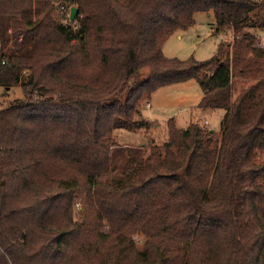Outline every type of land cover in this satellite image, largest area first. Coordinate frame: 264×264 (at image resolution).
Masks as SVG:
<instances>
[{"label":"trees","instance_id":"obj_1","mask_svg":"<svg viewBox=\"0 0 264 264\" xmlns=\"http://www.w3.org/2000/svg\"><path fill=\"white\" fill-rule=\"evenodd\" d=\"M198 12L232 41L166 58ZM263 31L264 0H0V88L22 92L0 109V264H264ZM188 80L219 134L172 118L147 157L115 143Z\"/></svg>","mask_w":264,"mask_h":264},{"label":"rangeland","instance_id":"obj_2","mask_svg":"<svg viewBox=\"0 0 264 264\" xmlns=\"http://www.w3.org/2000/svg\"><path fill=\"white\" fill-rule=\"evenodd\" d=\"M193 20L194 23L189 28L175 32L165 42V51L162 53L166 58L181 61L192 58L195 61L203 62L215 54L219 43L232 41L230 33L215 31L212 13H195ZM257 35L260 44L262 42L264 45V31L263 34L259 32ZM237 89L238 86L234 83L232 86L233 96L237 94ZM3 94V90L0 88V109L13 100L22 99V92L18 86L11 88L8 95L2 96ZM201 97V89L195 80L159 88L148 100L150 107H147L146 102H143L137 111L136 118L146 123L147 127L131 131L117 130L114 132L113 140L120 147L140 148L144 145L142 155L147 157L152 145H161L167 140L166 123L172 118L178 129L184 130L193 124L219 134L224 111L199 109L197 105Z\"/></svg>","mask_w":264,"mask_h":264},{"label":"water","instance_id":"obj_3","mask_svg":"<svg viewBox=\"0 0 264 264\" xmlns=\"http://www.w3.org/2000/svg\"><path fill=\"white\" fill-rule=\"evenodd\" d=\"M78 13V9L76 7H71L69 11V20L73 21Z\"/></svg>","mask_w":264,"mask_h":264},{"label":"built area","instance_id":"obj_4","mask_svg":"<svg viewBox=\"0 0 264 264\" xmlns=\"http://www.w3.org/2000/svg\"><path fill=\"white\" fill-rule=\"evenodd\" d=\"M60 11L61 12H66L67 10L64 7H60ZM4 62H1V64H3ZM146 106H149V103H146Z\"/></svg>","mask_w":264,"mask_h":264},{"label":"crops","instance_id":"obj_5","mask_svg":"<svg viewBox=\"0 0 264 264\" xmlns=\"http://www.w3.org/2000/svg\"><path fill=\"white\" fill-rule=\"evenodd\" d=\"M262 34H263V32H261ZM255 34H257V32H255ZM261 45H263L262 44V42H261ZM264 46V45H263ZM164 51H165V49H164V46H163V48H162V52L164 53ZM149 107H150V104H149ZM144 146V145H143Z\"/></svg>","mask_w":264,"mask_h":264}]
</instances>
